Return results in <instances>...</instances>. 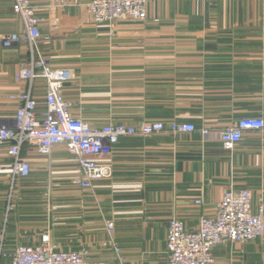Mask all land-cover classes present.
<instances>
[{
	"label": "crops",
	"instance_id": "0c3cea01",
	"mask_svg": "<svg viewBox=\"0 0 264 264\" xmlns=\"http://www.w3.org/2000/svg\"><path fill=\"white\" fill-rule=\"evenodd\" d=\"M31 1L42 17V55L76 69L64 87L73 114L94 126L160 121L165 131L121 138L104 158L112 176L87 190L65 146L46 155L25 145L31 173L12 193L11 159L0 147V253L49 231L59 249H85L92 260L167 264L173 216L194 230L230 185L252 189L254 206L264 203V131H246L232 151L220 139L243 117L264 118V0H154L144 21L103 24L90 18V0ZM13 4L0 0V37L24 27ZM27 60L26 43L6 48L0 39V125L13 120L29 87L15 78ZM32 94L43 101L42 80ZM181 123L198 129L173 133ZM213 255L215 264H264V237L217 245Z\"/></svg>",
	"mask_w": 264,
	"mask_h": 264
},
{
	"label": "built area",
	"instance_id": "2783aa9c",
	"mask_svg": "<svg viewBox=\"0 0 264 264\" xmlns=\"http://www.w3.org/2000/svg\"><path fill=\"white\" fill-rule=\"evenodd\" d=\"M154 0H90L87 11L96 24L120 20L144 21L147 19V4ZM193 1V0H192ZM14 10L21 15L24 27L20 32L0 37L6 48L26 43L28 60L16 73L18 82H27L29 87L18 94L21 105L10 122L0 125V147L7 146L11 159L9 173L10 190L20 177L31 173V166L21 155L25 145L36 146L40 153L50 155L55 146L63 145L77 159L80 175L75 182L82 189H91L94 183L110 178L112 166L104 161L115 145L124 137H148L165 131L160 121H145L137 125L110 122L100 126L73 114L64 96L67 83L76 80V69L71 66H54L40 50L42 17L31 0H14ZM51 15L55 7L50 6ZM55 22V21H53ZM42 80L45 97L39 101L32 94L34 83ZM192 123L174 124L173 133L195 132ZM201 133L208 135L210 129L202 126ZM248 130L264 131L262 116H246L237 124L224 128L220 139L226 150L232 151L243 140ZM202 204V199H196ZM110 232L114 224L107 222ZM264 237V203L253 204L250 188L228 186L217 203L215 213L203 216L194 230L187 227L179 216H173L167 232V264H215L213 248L217 245L247 243ZM116 250L119 249L116 247ZM9 261L0 264H111L107 260H92L89 251L63 250L55 244L50 232L44 233L37 244H20L12 252L0 253Z\"/></svg>",
	"mask_w": 264,
	"mask_h": 264
},
{
	"label": "rangeland",
	"instance_id": "374dc122",
	"mask_svg": "<svg viewBox=\"0 0 264 264\" xmlns=\"http://www.w3.org/2000/svg\"><path fill=\"white\" fill-rule=\"evenodd\" d=\"M42 35V37L44 36L43 34H41ZM15 189V188H14ZM12 212V210L10 209V213ZM52 222H55V220L53 219V221ZM53 228V227H52ZM49 232V231H48ZM47 233V232H46ZM41 239V237L39 238V240Z\"/></svg>",
	"mask_w": 264,
	"mask_h": 264
}]
</instances>
